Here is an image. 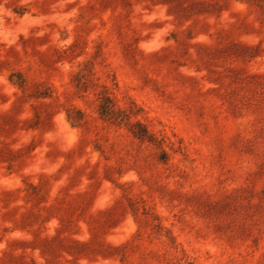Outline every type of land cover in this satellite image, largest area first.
<instances>
[{
  "label": "rangeland",
  "instance_id": "1",
  "mask_svg": "<svg viewBox=\"0 0 264 264\" xmlns=\"http://www.w3.org/2000/svg\"><path fill=\"white\" fill-rule=\"evenodd\" d=\"M0 7V264H264V0Z\"/></svg>",
  "mask_w": 264,
  "mask_h": 264
},
{
  "label": "clouds",
  "instance_id": "2",
  "mask_svg": "<svg viewBox=\"0 0 264 264\" xmlns=\"http://www.w3.org/2000/svg\"><path fill=\"white\" fill-rule=\"evenodd\" d=\"M0 16H3L5 18L12 17V13L10 11L4 10L2 7H0ZM156 17H152L151 19H155ZM160 18H164L163 12H160ZM3 24V20H0V25ZM160 35H164V32H161Z\"/></svg>",
  "mask_w": 264,
  "mask_h": 264
},
{
  "label": "trees",
  "instance_id": "3",
  "mask_svg": "<svg viewBox=\"0 0 264 264\" xmlns=\"http://www.w3.org/2000/svg\"><path fill=\"white\" fill-rule=\"evenodd\" d=\"M101 108H102L101 114L104 116V107H103V105L101 106Z\"/></svg>",
  "mask_w": 264,
  "mask_h": 264
}]
</instances>
